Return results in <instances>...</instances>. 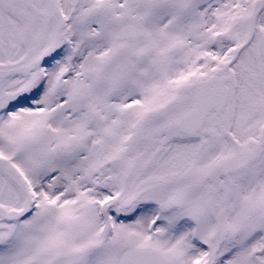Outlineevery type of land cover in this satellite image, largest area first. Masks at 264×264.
<instances>
[{"label": "snow or ice", "instance_id": "6c2138e0", "mask_svg": "<svg viewBox=\"0 0 264 264\" xmlns=\"http://www.w3.org/2000/svg\"><path fill=\"white\" fill-rule=\"evenodd\" d=\"M0 264H264V0H0Z\"/></svg>", "mask_w": 264, "mask_h": 264}]
</instances>
